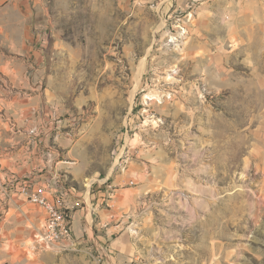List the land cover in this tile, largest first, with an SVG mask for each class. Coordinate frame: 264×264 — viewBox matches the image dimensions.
<instances>
[{
    "label": "rangeland",
    "instance_id": "1",
    "mask_svg": "<svg viewBox=\"0 0 264 264\" xmlns=\"http://www.w3.org/2000/svg\"><path fill=\"white\" fill-rule=\"evenodd\" d=\"M0 264H264V0H0Z\"/></svg>",
    "mask_w": 264,
    "mask_h": 264
},
{
    "label": "built area",
    "instance_id": "2",
    "mask_svg": "<svg viewBox=\"0 0 264 264\" xmlns=\"http://www.w3.org/2000/svg\"><path fill=\"white\" fill-rule=\"evenodd\" d=\"M53 181L50 179V181L37 186L30 183L25 186L22 193L28 196L31 204L40 207L45 214L44 223L36 233L39 245L55 251L66 249L72 245L74 229L67 228V219H73L71 208L68 205V195L66 192H57L55 188L57 183L54 185ZM107 194H110V191L107 190ZM76 206H79L78 202Z\"/></svg>",
    "mask_w": 264,
    "mask_h": 264
},
{
    "label": "crops",
    "instance_id": "3",
    "mask_svg": "<svg viewBox=\"0 0 264 264\" xmlns=\"http://www.w3.org/2000/svg\"><path fill=\"white\" fill-rule=\"evenodd\" d=\"M33 155H34V153H27V155L24 156L26 159L24 160L23 163L27 162L29 166H31L30 163H32V165L35 164V159L33 158ZM26 168L29 169L30 167H27V166L24 165V168H23V169H24V172L28 170V169H26ZM23 169H22V170H23ZM64 187H65V186H64L62 183H60V181H59V183L56 185V191H57V192H59V191H60V192H65V191L67 192V190H66ZM68 193H69V192H67L66 194L69 195ZM70 203H71V202H69V204H70ZM72 204H73V203H72ZM41 210H42V209H41ZM42 213H43V211H42ZM77 213H78V212H76V213L74 214V216H75L74 218H76V222H77L76 228H77V230H79V222L77 221V218H78ZM43 214H44V213H43ZM73 222H74V221H73ZM74 223H75V222H74Z\"/></svg>",
    "mask_w": 264,
    "mask_h": 264
},
{
    "label": "bare ground",
    "instance_id": "4",
    "mask_svg": "<svg viewBox=\"0 0 264 264\" xmlns=\"http://www.w3.org/2000/svg\"><path fill=\"white\" fill-rule=\"evenodd\" d=\"M67 228H71V219H67Z\"/></svg>",
    "mask_w": 264,
    "mask_h": 264
}]
</instances>
